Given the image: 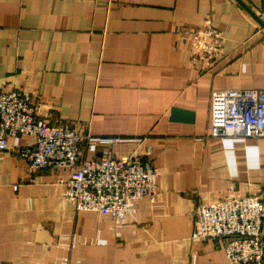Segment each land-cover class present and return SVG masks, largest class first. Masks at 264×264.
Segmentation results:
<instances>
[{"label":"crops","instance_id":"obj_1","mask_svg":"<svg viewBox=\"0 0 264 264\" xmlns=\"http://www.w3.org/2000/svg\"><path fill=\"white\" fill-rule=\"evenodd\" d=\"M243 1L264 20V0ZM208 24L224 39L205 59L193 33ZM263 87L264 25L239 0H0V88L37 92L53 124L132 138L116 154L160 170L156 198L121 221L78 210L69 169L0 150V263L228 264L221 240L197 235V204L264 201V137L210 135L211 96Z\"/></svg>","mask_w":264,"mask_h":264},{"label":"built area","instance_id":"obj_2","mask_svg":"<svg viewBox=\"0 0 264 264\" xmlns=\"http://www.w3.org/2000/svg\"><path fill=\"white\" fill-rule=\"evenodd\" d=\"M223 39L212 24L198 28L193 33L194 54L214 58ZM41 110L42 98L37 92L0 88V150H17L28 160L31 171L69 169L66 197L78 210L112 213L125 221L134 201L156 198L160 170L153 161L115 152L118 142L132 138L94 136L78 124H53L41 118ZM23 135L32 140L19 144L9 140ZM210 135L264 137V87L214 90ZM89 148L97 153L90 155ZM195 216L197 235L221 240L228 264H264V201L260 195L199 201Z\"/></svg>","mask_w":264,"mask_h":264},{"label":"water","instance_id":"obj_3","mask_svg":"<svg viewBox=\"0 0 264 264\" xmlns=\"http://www.w3.org/2000/svg\"><path fill=\"white\" fill-rule=\"evenodd\" d=\"M239 2H241L242 4H243V6H245V8L247 9V10H249L252 14H253V16L262 24V25H264V20L258 15V14H256L253 10H251L248 6H247V4L243 1V0H239Z\"/></svg>","mask_w":264,"mask_h":264}]
</instances>
